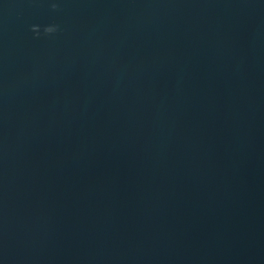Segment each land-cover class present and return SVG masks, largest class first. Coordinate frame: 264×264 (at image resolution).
Masks as SVG:
<instances>
[{"label":"water","instance_id":"obj_1","mask_svg":"<svg viewBox=\"0 0 264 264\" xmlns=\"http://www.w3.org/2000/svg\"><path fill=\"white\" fill-rule=\"evenodd\" d=\"M0 264H264V0H0Z\"/></svg>","mask_w":264,"mask_h":264},{"label":"clouds","instance_id":"obj_2","mask_svg":"<svg viewBox=\"0 0 264 264\" xmlns=\"http://www.w3.org/2000/svg\"><path fill=\"white\" fill-rule=\"evenodd\" d=\"M58 4L56 3H53L52 4V8L54 10H57L58 9ZM32 31L36 34L37 37H39L41 35V28L39 25H33L32 26ZM58 31H60V26L59 25H48V26H45L43 28V34L46 35V36H52L53 34L57 33Z\"/></svg>","mask_w":264,"mask_h":264}]
</instances>
